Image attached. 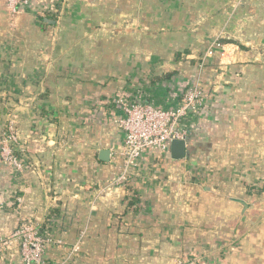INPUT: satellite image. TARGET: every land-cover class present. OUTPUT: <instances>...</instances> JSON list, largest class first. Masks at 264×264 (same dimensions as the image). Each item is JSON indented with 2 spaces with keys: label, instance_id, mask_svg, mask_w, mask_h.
I'll list each match as a JSON object with an SVG mask.
<instances>
[{
  "label": "crops",
  "instance_id": "obj_1",
  "mask_svg": "<svg viewBox=\"0 0 264 264\" xmlns=\"http://www.w3.org/2000/svg\"><path fill=\"white\" fill-rule=\"evenodd\" d=\"M195 81L186 156L119 180L118 98L169 108ZM0 94L25 149L0 142V240L30 222L48 264H264V0H0Z\"/></svg>",
  "mask_w": 264,
  "mask_h": 264
},
{
  "label": "built area",
  "instance_id": "obj_2",
  "mask_svg": "<svg viewBox=\"0 0 264 264\" xmlns=\"http://www.w3.org/2000/svg\"><path fill=\"white\" fill-rule=\"evenodd\" d=\"M35 1L7 0V3L11 12L17 14L29 10ZM206 94L202 83L195 81L184 91L179 104L169 108L152 105L142 98H118L121 114L115 117L114 122L125 133L122 152L123 172L119 180L128 182L137 174L145 152L166 154L174 139H185L187 131L195 125L206 106ZM8 123L1 143L2 157L9 165L21 168L17 152H24V145L18 138L14 122ZM13 240L20 244L24 264H48L44 257L48 238L38 225L30 222L21 223L10 236L0 240V254ZM75 250L77 251V246ZM201 263L199 256H189L176 259L174 264Z\"/></svg>",
  "mask_w": 264,
  "mask_h": 264
},
{
  "label": "water",
  "instance_id": "obj_3",
  "mask_svg": "<svg viewBox=\"0 0 264 264\" xmlns=\"http://www.w3.org/2000/svg\"><path fill=\"white\" fill-rule=\"evenodd\" d=\"M171 156L175 160L183 159L186 156V141L183 139H174L170 145ZM109 154L108 150L102 152V156L106 158Z\"/></svg>",
  "mask_w": 264,
  "mask_h": 264
},
{
  "label": "rangeland",
  "instance_id": "obj_4",
  "mask_svg": "<svg viewBox=\"0 0 264 264\" xmlns=\"http://www.w3.org/2000/svg\"><path fill=\"white\" fill-rule=\"evenodd\" d=\"M203 85V84H202ZM1 96H3L2 94H0V97ZM10 122H13L12 120L10 121ZM1 129H0V142L2 143V138H3V135H4V133H5V131H6V126H2V127H0ZM20 140V139H19Z\"/></svg>",
  "mask_w": 264,
  "mask_h": 264
}]
</instances>
